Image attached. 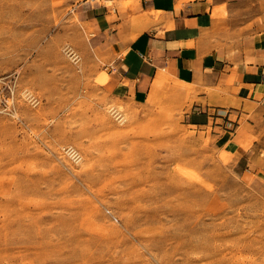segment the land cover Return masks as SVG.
<instances>
[{"label":"rangeland","instance_id":"obj_1","mask_svg":"<svg viewBox=\"0 0 264 264\" xmlns=\"http://www.w3.org/2000/svg\"><path fill=\"white\" fill-rule=\"evenodd\" d=\"M75 7L0 0V264H264L252 173L174 102L112 93Z\"/></svg>","mask_w":264,"mask_h":264},{"label":"crops","instance_id":"obj_2","mask_svg":"<svg viewBox=\"0 0 264 264\" xmlns=\"http://www.w3.org/2000/svg\"><path fill=\"white\" fill-rule=\"evenodd\" d=\"M106 87L183 108L264 195V0H69Z\"/></svg>","mask_w":264,"mask_h":264},{"label":"built area","instance_id":"obj_3","mask_svg":"<svg viewBox=\"0 0 264 264\" xmlns=\"http://www.w3.org/2000/svg\"><path fill=\"white\" fill-rule=\"evenodd\" d=\"M87 1H97V0H87ZM66 50L74 62H77L79 60V55L73 48L66 47ZM34 101L36 100L34 99ZM110 111L115 116L116 119L121 118V114L118 109L111 108ZM61 150L69 159H71L74 162H77L81 159V155L79 151L71 145L62 146Z\"/></svg>","mask_w":264,"mask_h":264}]
</instances>
